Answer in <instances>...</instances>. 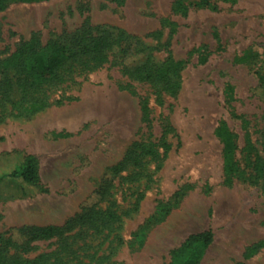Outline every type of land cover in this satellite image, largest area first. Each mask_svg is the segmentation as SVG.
Listing matches in <instances>:
<instances>
[{
    "label": "rangeland",
    "instance_id": "obj_1",
    "mask_svg": "<svg viewBox=\"0 0 264 264\" xmlns=\"http://www.w3.org/2000/svg\"><path fill=\"white\" fill-rule=\"evenodd\" d=\"M175 1L11 2L0 11V174L32 153L46 189L15 196V184L1 187L3 239L13 233L16 240L21 227L62 225L83 208H105L114 200L120 220L101 245L115 246L112 264H167L189 234L208 229L213 240L198 264H264V245L251 249L264 240V0L218 2L216 10L190 7L184 15L173 8ZM97 26L110 29L104 34L109 44L125 40L124 57L113 46L96 68L74 61L64 82L41 86L61 104L30 115L11 111L25 81L2 65L6 58L33 36L39 46L69 47L88 32L98 35ZM168 55L183 61L173 93L135 73L144 63L162 66ZM226 84L233 89L230 106ZM219 120L235 135V175L223 170L222 143L214 134ZM162 137L170 145L165 157ZM140 142H153L157 158L143 156L139 165L127 162L111 172ZM175 192V206L141 246L131 247V232ZM115 235L121 244L110 241ZM39 245L25 256L48 248Z\"/></svg>",
    "mask_w": 264,
    "mask_h": 264
},
{
    "label": "trees",
    "instance_id": "obj_2",
    "mask_svg": "<svg viewBox=\"0 0 264 264\" xmlns=\"http://www.w3.org/2000/svg\"><path fill=\"white\" fill-rule=\"evenodd\" d=\"M47 0H0V11L11 2H37ZM118 2L120 0H110ZM234 0H176L174 9L181 14H185L190 7L209 8L216 10L218 2H233ZM113 29V28H111ZM98 35H82L73 39L69 47L66 44L48 42L45 46H39L37 37L33 36L25 41L2 65L11 67L21 73L25 82L19 83L20 96L18 101H11V111L16 115H30L38 112L52 103L61 104V100H50L47 90H41V86L64 82L68 75H71L72 63L83 60L84 68H96L108 60L105 48L116 47L115 55L124 57L127 52V43L116 41L109 44L107 36L104 34L110 29L102 26L96 27ZM118 36H127L121 29H116ZM77 47L78 49H73ZM70 61V62H69ZM183 66V61L174 60L168 55L162 66L153 68L144 63L142 67L136 69V75L144 79H151L164 84L166 89L173 93L178 86L175 80L178 71ZM41 90V91H40ZM2 94L8 96L11 91L4 89ZM224 103L229 105L233 99V89L226 84L224 89ZM70 100L69 97H66ZM141 112L143 117L148 118V107L146 100H141ZM2 113H0V118ZM215 136L222 143L223 170L226 175L238 173V165L234 160L236 150L235 135L230 131L224 120H219L214 128ZM60 135V134H58ZM163 146V157L166 156L170 145L161 138ZM158 152L153 142L134 143L127 149L122 161L111 167V172L116 173L121 170L123 164L130 162L133 167L140 164L143 156L157 158ZM13 183L16 189L11 192L15 196H25L37 192H46L42 186L39 174V160L32 153L23 154L14 168L9 172L0 174V190L2 186ZM101 192L105 193L108 187H101ZM12 193V194H13ZM179 192H175L172 200L158 202L151 215L131 232L129 245L139 247L143 243L150 228L163 220L166 214L175 206L179 199ZM121 212L116 207L114 200L110 201L105 208L92 205L83 208L80 213L67 219L59 226H48L45 228L21 227L17 228V239H12V234L7 239L0 236V264H112L110 256L113 254L115 246H107L101 249L102 243L108 238L115 223L119 222ZM103 236V237H102ZM213 233L211 230H203L189 234L183 242L170 251V259L167 264H198L205 249L211 244ZM110 241H116V245L123 240L118 236H113ZM39 243H47V249L36 253L33 257L25 256L27 253L40 247ZM264 245V240L254 243L251 247L253 251ZM9 246L13 247V252L9 251Z\"/></svg>",
    "mask_w": 264,
    "mask_h": 264
},
{
    "label": "bare ground",
    "instance_id": "obj_3",
    "mask_svg": "<svg viewBox=\"0 0 264 264\" xmlns=\"http://www.w3.org/2000/svg\"><path fill=\"white\" fill-rule=\"evenodd\" d=\"M61 115V114H60ZM64 115V114H63ZM64 117H65V115H64Z\"/></svg>",
    "mask_w": 264,
    "mask_h": 264
}]
</instances>
